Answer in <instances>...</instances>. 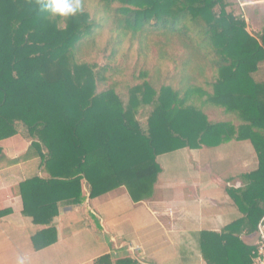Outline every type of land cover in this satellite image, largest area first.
<instances>
[{
  "label": "trees",
  "instance_id": "obj_1",
  "mask_svg": "<svg viewBox=\"0 0 264 264\" xmlns=\"http://www.w3.org/2000/svg\"><path fill=\"white\" fill-rule=\"evenodd\" d=\"M101 2V18L83 10L62 19L36 0H0V142L18 125L29 142L15 158L0 147V170L39 161L38 175L18 187L22 214L46 227L31 237L33 250L57 242L58 208L83 204L82 187L90 200L124 188L134 204L146 202L163 155L248 141L257 167L240 176L242 187L225 188L242 217L201 233L200 248L207 264H252L255 247L240 236H255L264 217V27L252 36L226 0ZM104 29L111 59L125 40L143 60L154 48L176 83L157 86L144 70L126 88L111 76L117 66L91 60L103 53ZM140 112L149 114L145 131Z\"/></svg>",
  "mask_w": 264,
  "mask_h": 264
},
{
  "label": "crops",
  "instance_id": "obj_2",
  "mask_svg": "<svg viewBox=\"0 0 264 264\" xmlns=\"http://www.w3.org/2000/svg\"><path fill=\"white\" fill-rule=\"evenodd\" d=\"M229 5L227 11L241 16L252 36L261 34L264 0H230ZM257 16L261 27L250 30L248 24ZM212 113V117L217 115ZM20 127L14 137L0 142L9 158L29 146ZM190 152H196L197 158L175 161L185 167L196 164V168L187 167L179 175L174 173L176 169L164 170L152 199L146 202L134 204L124 188L90 200L82 187L85 202L59 206L53 221L57 242L40 251L33 250L31 237L46 227L34 225L22 214L18 193L19 184L38 175L39 161L1 169L0 212L9 214L0 216V264H19L20 258L24 264H207L201 254L200 234L220 233L242 217L225 188L242 187L240 176L256 169L257 158L248 141L178 151ZM240 240L255 247L256 235L242 234Z\"/></svg>",
  "mask_w": 264,
  "mask_h": 264
},
{
  "label": "rangeland",
  "instance_id": "obj_3",
  "mask_svg": "<svg viewBox=\"0 0 264 264\" xmlns=\"http://www.w3.org/2000/svg\"><path fill=\"white\" fill-rule=\"evenodd\" d=\"M226 2H230V0H226ZM83 4V10L88 12L91 16L95 17L96 19L101 18L103 16V10H102V2L101 0H82ZM228 10V8H227ZM235 13H241L239 10L234 9ZM238 16V15H237ZM63 19V18H62ZM261 17L257 16L254 17L252 22L248 24L249 29L252 30H259L261 27ZM111 35L109 34L107 29H104L97 37V43L100 49H102V54H96L93 56L92 61L96 62L97 64H105L109 63L113 66H117V70L111 74L113 78L120 79L121 83L126 84L128 83L126 88L129 86H134L137 84H140L141 81L137 79V76L140 71H147L149 74L151 80L155 81L157 80V86L161 84V82H164L165 84H171L172 82L176 83L177 77H175L174 72V65L168 63L159 61V54L157 50L154 48L151 49V51L148 53L145 60H143V55L139 54L138 44L132 43L130 44L128 40L123 41L122 46L120 47V52L117 53L114 60L110 58V49L106 50V47L108 45V41L110 40ZM105 51V52H104ZM119 70V71H118ZM174 81H171V80ZM155 86V87H157ZM149 114H144L143 112H140L137 115V121L139 122L141 129L146 130V122ZM23 127H20L19 130H21ZM22 132H26L25 128H23ZM14 137V136H13ZM190 154V155H189ZM178 153L174 156L173 153L163 155L160 159V164L162 165L164 170H171L176 169L174 172L175 174H181L187 171L188 168H196V164L191 166H183L181 163L178 164L175 160H188V159H196L197 153L196 152H190V153ZM161 187H163V181H160L159 184ZM159 197L162 196V194L158 195Z\"/></svg>",
  "mask_w": 264,
  "mask_h": 264
},
{
  "label": "clouds",
  "instance_id": "obj_4",
  "mask_svg": "<svg viewBox=\"0 0 264 264\" xmlns=\"http://www.w3.org/2000/svg\"><path fill=\"white\" fill-rule=\"evenodd\" d=\"M39 11L52 18H71L83 12L82 0H36ZM19 264H24L20 258Z\"/></svg>",
  "mask_w": 264,
  "mask_h": 264
},
{
  "label": "built area",
  "instance_id": "obj_5",
  "mask_svg": "<svg viewBox=\"0 0 264 264\" xmlns=\"http://www.w3.org/2000/svg\"><path fill=\"white\" fill-rule=\"evenodd\" d=\"M136 250H138V248H131V251ZM252 264H264V217L257 226L256 244L252 252Z\"/></svg>",
  "mask_w": 264,
  "mask_h": 264
}]
</instances>
